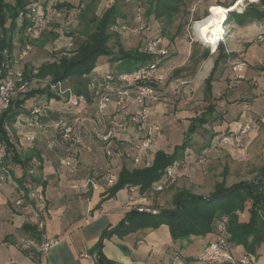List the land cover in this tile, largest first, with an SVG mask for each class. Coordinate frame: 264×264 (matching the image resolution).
<instances>
[{"label": "rangeland", "instance_id": "374dc122", "mask_svg": "<svg viewBox=\"0 0 264 264\" xmlns=\"http://www.w3.org/2000/svg\"><path fill=\"white\" fill-rule=\"evenodd\" d=\"M37 1L45 12L48 22L39 38L31 41L29 53L18 61L16 65L18 71L24 69L34 71L41 64L53 61L63 52L72 50L93 30L97 17L109 5L116 2L125 15L122 18L124 27L115 26L110 29V32L118 34L124 49L141 47L146 39H151L154 35H162L161 44L167 45L170 51V56L160 68L163 79L158 92L161 99L150 105L152 112L150 123L158 125L161 128L159 134L163 136L154 134V143L149 157L151 158L157 149L171 152L173 146L181 142L192 117L203 114L207 119L203 128L193 134L194 143L177 162L173 176L164 183L163 189L155 191L150 187L141 196L147 198L148 195H152L154 202L168 207L172 196L179 190H188L195 195L206 196L217 184L228 187L235 183L251 181L258 175L259 169L264 166V78L261 75L264 67V21H255L259 28L258 32L238 42L232 58H228L214 71L209 99L215 110L211 112L205 108L208 102L204 81L213 64L212 56L215 58L217 53H212L210 44L204 42V37L200 35L195 24L210 14V5L223 6L227 14L229 12V10L227 12V5L234 0H186L185 15L176 18L172 25L162 32L160 31L165 24L163 21L152 17L146 19L145 0ZM50 3L53 5L51 6ZM259 3L260 0H244L240 6L236 4L233 10L237 11L239 6L240 9L237 11L239 13L248 5ZM58 12H60L59 15ZM206 12L208 15L204 17ZM233 22L232 20L224 21L223 42H227L231 36L235 35L238 27H231L230 24ZM179 23L183 27L178 33L176 28ZM144 25L148 29H144ZM109 46L116 50L114 37H111ZM21 48V44L18 47L14 46L17 54ZM205 48H208L211 57L203 60L200 53ZM193 51L197 52L196 55L190 56ZM100 61L107 64L106 57H101ZM239 61L245 63L242 72L232 69V65ZM99 69L104 70L103 67ZM249 76L252 78L249 79ZM176 78L185 82L177 90L173 89ZM38 86L37 84L34 87L38 88ZM35 88L32 85V89ZM241 90L242 92H239ZM244 103L250 106L247 114L242 112ZM157 109H160L161 120L155 116ZM248 116L255 118L256 123L247 133L229 142L219 140L220 137L237 131L238 125L245 122ZM213 117L214 120L211 121ZM11 127L12 125H6L5 129L14 141L17 136L13 134ZM30 129L32 130L29 132L34 134L37 127L30 126ZM1 145L4 144L1 143ZM146 164L147 161H144L136 166ZM58 169L62 173H73L72 170L75 168L60 167ZM123 191L125 188L120 189V192ZM248 206L247 202L245 209L239 213L241 221L248 218ZM248 260L251 264H264V241Z\"/></svg>", "mask_w": 264, "mask_h": 264}, {"label": "trees", "instance_id": "16d2710c", "mask_svg": "<svg viewBox=\"0 0 264 264\" xmlns=\"http://www.w3.org/2000/svg\"><path fill=\"white\" fill-rule=\"evenodd\" d=\"M30 1L0 0V50H6L8 54L11 52L16 53L14 46L18 47L20 44L21 46L24 44L22 32L26 25V20L23 18V15ZM240 1L234 0L227 5V12L228 10L231 11L226 14V20L224 21L232 20L237 25L253 21H264V0H260L258 5H248L243 11L238 13L239 6L244 0L241 3ZM185 4L186 0H145L144 15L146 19L147 17H152L155 20L163 21L165 24L160 31L162 32V30L165 31L168 26L172 25L176 18L185 15ZM236 4L239 5L237 11L233 10ZM50 5L52 6L53 4ZM207 15L208 13L206 12L203 16ZM124 17L125 15L121 11L120 6L116 2H113L97 17L93 30L76 47H73L68 52H63L53 61L41 64L35 69V74L32 73V69L22 70L24 78H30L31 76L42 78L48 75L54 82L69 81L68 85H63L69 88L74 95L83 96L86 103L89 104L90 95L87 85L90 81L99 79L100 75L96 73L95 68L103 64V61H100L101 57H106L109 70L105 73L111 76L119 73H130L145 64H155L160 71L161 66L170 56L167 45H162L161 41L158 43V48L162 49L163 52H150L147 46L150 42L160 39L162 35H154L151 39H146L144 45H141V47L136 46L135 48L124 49L120 43L118 34L110 32V29L115 26L124 27L122 19ZM182 27L183 25L179 23L176 32L179 33ZM144 29H148V27L144 25ZM111 37L115 39V51L109 46ZM215 52L217 54L213 60L211 70L204 81L208 102L205 108L211 112L215 110L214 105L209 99L212 91L211 83L214 80L213 73L229 57V54L225 52L223 42L217 44ZM196 53V51H193L190 56H195ZM208 56L209 50L205 48L200 53V57L204 60ZM3 57L7 60L9 59L0 53V62L3 60ZM111 64L113 65L111 66ZM40 94H45L46 96L42 104V111L40 113H33L32 104L34 98H37ZM66 97V95L60 96L49 92L44 87L34 90L30 89L27 95L11 101L8 107L0 113V143L4 144L5 150L11 153L13 161L21 165L25 174L30 167H33L36 172V168L40 166V162L29 165V159L21 157L16 152L13 140L9 137L5 126H13L16 122L21 121L22 114H29L23 120L28 129H30L31 125L40 129L42 126L44 127L48 124L47 126L52 130L51 139L53 145L63 157L74 156V160H76L78 152L74 150L69 140L62 138L60 129L52 126V123L56 121L69 123L71 118L80 111L77 109L79 106L70 103ZM51 101H58L64 105L62 108L64 116L59 119L48 118L44 120L42 117ZM136 109L137 107L132 105L129 108V113L133 114ZM113 119L115 122L123 120L118 115L114 116ZM213 120L214 117L211 121ZM206 123L207 119L203 114L192 117L189 120L181 142L175 144L171 152H166L163 149L155 150L151 161L150 158L148 160V162L150 161L149 164L147 162L146 165L132 166L133 161L129 157L121 159L129 162L130 165L124 164L119 168L115 175V182L111 185L108 184L109 187L102 194V199L112 197L118 190L125 187H138L141 193L149 190L150 187L160 180L167 167L174 164L177 165V162L183 158L185 151L194 143L193 134L198 129L203 128ZM127 127L132 126L128 123ZM132 131L135 132L134 129ZM126 134H129L127 130H117L114 140L117 145L116 148L130 153L134 136L132 133L128 135L129 137ZM90 139L97 140L93 136ZM0 173H3L2 175L6 179L8 171L5 167L0 169ZM27 189L28 185L25 191ZM247 202L249 203L247 208L248 218L241 221L239 213L245 209ZM147 207L154 210V213L141 211L138 206L134 207L116 225L102 231L96 242V264H116L113 260L106 258L102 252L104 240L109 239L112 235L122 237L139 229H156L161 225H166L173 241H190L196 237L212 234L214 239L211 242H214L218 238L216 224L223 217L226 219L227 228L225 249L229 251L230 245H240L246 254L241 258L232 256L237 261L242 258L250 259L251 255L255 253L256 248L264 241V166L259 169L258 175L251 181L235 183L228 187L223 184H217L206 196L195 195L188 190H179L172 196L170 206L163 207L152 204Z\"/></svg>", "mask_w": 264, "mask_h": 264}, {"label": "crops", "instance_id": "0c3cea01", "mask_svg": "<svg viewBox=\"0 0 264 264\" xmlns=\"http://www.w3.org/2000/svg\"><path fill=\"white\" fill-rule=\"evenodd\" d=\"M230 25L238 28L231 39L223 42L225 52L229 54L228 58H232L238 42L257 33L259 29L254 21L243 25ZM215 49L216 47L212 49V53ZM209 57L211 56L207 59ZM213 60L214 56L212 63ZM100 67L104 70H100ZM108 70L107 64L95 68L99 75ZM261 75L264 78L262 73ZM250 78L252 77L249 76ZM62 82L65 85L70 83ZM161 84L162 82L157 85V90ZM34 86L36 85L33 88ZM63 106L61 102L51 101L42 118H61L64 116ZM80 108L81 105L77 109ZM159 110L157 109L155 116L161 120ZM22 116L21 121L11 127L13 134L17 136L13 141L14 147L21 157L29 159V165L40 162V166L36 168V176L45 201V235L55 242L44 254L31 255L15 246L16 240L21 236L35 234V216L31 203L25 197L27 176L21 165L13 161L11 153L0 143V169L5 167L8 171L6 179L0 180V264H96V242L102 231L116 225L134 207L143 204L159 206L160 203L154 202L152 195L147 198L141 196L146 192L141 193L138 187H134L133 191L125 187V191L118 190L112 197L102 199V194L109 187L107 177L116 175L122 165L129 166L130 163L105 157L100 142L86 137L77 159L70 166L75 168L73 173H62L58 168L66 166L60 163L63 156L52 143L51 128L48 124L37 128L34 130V139L27 141L23 135L32 129H28L23 120L29 114ZM132 130L133 127L127 128V135L132 133L135 137ZM88 132H91V128L86 125V133ZM162 136L159 134V137ZM149 158L141 162H148ZM151 159L152 157L150 161ZM134 165L137 164L132 163ZM72 185L77 187L73 188ZM19 197H22V203L16 205L15 201ZM213 239L212 234H207L190 241H173L168 227L161 225L156 229H139L122 237L112 235L104 240L102 252L106 258L117 264H210L203 257L205 248ZM229 252L237 258L246 254L240 245H230ZM249 262L250 260L246 264Z\"/></svg>", "mask_w": 264, "mask_h": 264}, {"label": "built area", "instance_id": "2783aa9c", "mask_svg": "<svg viewBox=\"0 0 264 264\" xmlns=\"http://www.w3.org/2000/svg\"><path fill=\"white\" fill-rule=\"evenodd\" d=\"M53 4V3H50ZM58 15L60 12L57 13ZM23 18L26 25L23 28L21 51L16 54L11 52L8 54L6 50H0V53L8 57H3L0 62V113L5 110L14 99L24 97L28 94L32 85H39L38 88L44 87L49 92L56 93L66 98L72 104L81 105L80 111L76 113L69 123L56 121L52 126L60 129L63 139L69 140L76 152L84 143L85 136L95 137L102 146L104 156L110 159L118 158L119 160L129 157L134 164L146 160L154 143V134L160 130V127L151 124V108L150 105L161 99L160 93L156 90V86L161 83L163 76L157 69L155 64H145L139 66L130 73H119L111 76L108 73L100 75L99 79L92 80L87 85L90 95L89 104L86 103L83 96L74 95L71 90L63 85L62 81H52L50 76L42 78L31 76L24 78L22 71H18L16 65L19 60L24 58L31 50V41L39 38L41 32L45 29L48 19L43 12L41 5L37 0H31L27 5ZM223 31L221 37L216 40V46L219 42H223ZM160 39L152 41L148 44L147 49L150 52H163L158 48ZM212 50V48H211ZM213 52V51H212ZM5 59V60H4ZM245 63L239 61L232 65V69L236 72H242ZM33 74L36 71H32ZM264 76V67L262 70ZM185 82L179 78L174 79L173 89H178ZM45 94L38 95L34 98L32 108L33 113L42 111ZM134 105L137 107L133 114L129 113V108ZM250 106L245 103L242 112L247 114ZM120 116L122 121H114V116ZM131 124L135 133V140H132L131 152H124L116 148L114 136L117 130L126 131L127 124ZM256 123L255 118L248 116L245 122L231 135H224L219 138L220 141L229 142L236 140L238 136L247 133ZM86 125H89L91 132L86 134ZM32 126V125H31ZM126 133V132H125ZM126 136H128L126 134ZM23 137L27 141H32L34 135L32 132L25 133ZM128 138V137H127ZM75 152V153H76ZM74 156L62 157L60 163L66 167L72 166ZM176 164L167 167L160 180L152 186L155 191L163 189L164 183L174 174ZM27 185L25 197L31 203L34 210L35 229L34 235H25L18 238L15 246L21 250L28 251L31 255L44 254L54 244L55 241L50 240L45 235V216H44V196L42 188L37 179L35 169L30 167L27 169ZM0 180H5V176H0ZM107 184L111 185L115 182L116 176L107 177ZM85 186V185H83ZM82 186V187H83ZM76 188L77 185H72ZM133 191V188H130ZM22 203L21 197L16 201V205ZM139 210L154 213V210L145 206L139 207ZM218 238L208 244L205 248L204 260L212 263H229V264H246L247 258L237 261L232 254L225 249V237L227 234L226 219L223 217L216 224ZM14 264V263H11Z\"/></svg>", "mask_w": 264, "mask_h": 264}, {"label": "bare ground", "instance_id": "6f19581e", "mask_svg": "<svg viewBox=\"0 0 264 264\" xmlns=\"http://www.w3.org/2000/svg\"><path fill=\"white\" fill-rule=\"evenodd\" d=\"M231 11V10H229ZM210 14L203 20L196 22L198 32L210 44L214 50L216 40L221 37L223 31V22L226 18V10L221 5H210ZM216 50V49H215Z\"/></svg>", "mask_w": 264, "mask_h": 264}, {"label": "water", "instance_id": "95a60500", "mask_svg": "<svg viewBox=\"0 0 264 264\" xmlns=\"http://www.w3.org/2000/svg\"><path fill=\"white\" fill-rule=\"evenodd\" d=\"M204 40V42L206 43V44H209L207 41H205V39H203Z\"/></svg>", "mask_w": 264, "mask_h": 264}]
</instances>
